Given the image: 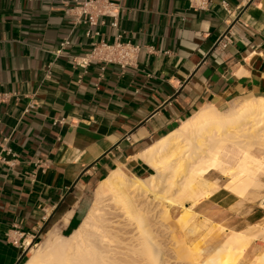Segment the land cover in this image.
<instances>
[{
  "label": "crops",
  "instance_id": "obj_1",
  "mask_svg": "<svg viewBox=\"0 0 264 264\" xmlns=\"http://www.w3.org/2000/svg\"><path fill=\"white\" fill-rule=\"evenodd\" d=\"M110 1L118 24L104 17L96 40L139 46L124 69L93 59L75 0H0V264L74 232L111 171L151 174L139 155L202 106L264 98V0ZM218 193L227 202L204 211L213 224L259 222Z\"/></svg>",
  "mask_w": 264,
  "mask_h": 264
},
{
  "label": "bare ground",
  "instance_id": "obj_2",
  "mask_svg": "<svg viewBox=\"0 0 264 264\" xmlns=\"http://www.w3.org/2000/svg\"><path fill=\"white\" fill-rule=\"evenodd\" d=\"M257 146L262 154L255 152ZM139 156L154 174L139 177L123 168L111 171L98 184L81 226L70 235L53 230L42 243L31 241V255L24 264H264L263 222L262 226L235 230L217 223L221 233L217 243L204 249L199 245L189 247L188 254H177L173 260L166 257L158 232L148 221L149 212L159 207L164 186L173 191L169 201H191L179 216L186 226L194 223L192 206L220 188V179L208 175L233 177L244 173L257 179L253 188L264 190V182L257 177L264 164L263 97L226 111L215 105L202 106ZM110 209L120 210L136 226H112L107 217ZM208 222L210 218H206Z\"/></svg>",
  "mask_w": 264,
  "mask_h": 264
},
{
  "label": "rangeland",
  "instance_id": "obj_3",
  "mask_svg": "<svg viewBox=\"0 0 264 264\" xmlns=\"http://www.w3.org/2000/svg\"><path fill=\"white\" fill-rule=\"evenodd\" d=\"M229 105L230 103L220 109H225ZM221 111H224V110H221ZM255 152L258 154H262L259 146L255 148ZM232 156L235 158L237 157L236 155H232ZM154 173L155 172L152 171L151 174H154ZM257 177L261 179L262 182H264V164L262 165V168L259 169ZM208 178L210 179L219 178L220 188H224L228 190L229 192H231L232 194H234L235 196L239 198L237 202V204L239 205L238 207H241L249 203L247 210L249 209L255 210L254 215H252V219L256 218L259 221L255 224H252L251 226H262L261 222L264 223V211H263L264 210L263 208L264 198H262L264 197L262 196L264 195V190H258L257 188L252 187L253 184H255V181L257 180L256 178L247 176L244 173L235 175L233 177H229L226 174L224 175L220 174V176H218V174H213V175H208ZM164 187H162V192H163L161 193L162 197H159V203H158L159 207L154 208L149 212L148 221L150 222V224H152V226H154V228L156 229V233L158 232L157 233L158 240H159V243H162L161 246L166 251V254H165L167 255L166 257L168 258L173 257L172 259L175 260L176 258L175 256H177V254L179 257L183 256L184 254H188L189 247H196L199 245L198 247L204 249V248H208L212 244L217 243V241H219L221 238V233L218 231L216 224H213L212 221L208 222L207 224L205 223L207 216H205L206 213L204 211L208 206L211 205L210 202H227V199L223 196V194L222 193L215 194L211 197H208L210 199L205 198L206 200L208 199V201H204L205 199H203L200 202H198L196 205H193L194 207L192 206V211H194L196 214L195 219L193 220L194 223L186 226L184 225L183 222H181V220H179V216L183 213L185 207H190L192 205L191 201L184 200L181 203L176 202L175 200H173L172 202L169 201L168 197H172L173 191L171 192L167 191L170 189L169 186H164ZM251 191H252L251 201H249L247 197H248V193ZM240 193L242 194L240 195ZM241 196H243L244 198ZM142 204L144 205L143 207H145V204L144 203ZM108 212L110 213L107 215V217L108 219L112 220L110 223L112 226H115V225L117 226L118 225L119 226H136V223L134 222L132 224L133 221L128 220V218L126 217L127 215L122 214L120 210L116 211L115 209L114 210L110 209L108 210ZM112 223H115V224H112ZM193 224L197 225L196 226L197 228H192ZM251 226H249L250 229H251ZM225 227L234 229V230L236 229L235 226H225ZM245 227L248 228V226H245ZM200 235L202 236V238ZM261 235L264 236V233ZM198 237H200L201 239ZM44 238L45 237L40 238L37 241V243H42ZM30 255H31V252L29 253L28 258L30 257Z\"/></svg>",
  "mask_w": 264,
  "mask_h": 264
},
{
  "label": "built area",
  "instance_id": "obj_4",
  "mask_svg": "<svg viewBox=\"0 0 264 264\" xmlns=\"http://www.w3.org/2000/svg\"><path fill=\"white\" fill-rule=\"evenodd\" d=\"M75 2L79 8L77 19L89 26L87 36L92 39V50L90 53L93 59L104 63L117 64L123 69L131 67L137 60L139 46L123 41L121 35H117L112 43L103 39L96 40L100 32L95 28L105 23L104 17L114 18L111 23L112 26L116 27L118 24V10L115 9L113 3L110 0H75ZM190 4L196 10H205L210 6L211 0H190ZM68 43V41L64 42L63 46ZM89 61L84 58L81 63L77 62V64L84 66ZM1 100H3L2 95H0V102Z\"/></svg>",
  "mask_w": 264,
  "mask_h": 264
},
{
  "label": "water",
  "instance_id": "obj_5",
  "mask_svg": "<svg viewBox=\"0 0 264 264\" xmlns=\"http://www.w3.org/2000/svg\"><path fill=\"white\" fill-rule=\"evenodd\" d=\"M221 41V40H220ZM219 41V42H220ZM219 42L216 44V46L215 47H217L218 46V44H219ZM28 251H29V249H28ZM28 251L27 252H25L22 256H21V258L19 259V261H18V263L17 264H19L23 259H24V257L26 256V254L28 253Z\"/></svg>",
  "mask_w": 264,
  "mask_h": 264
}]
</instances>
